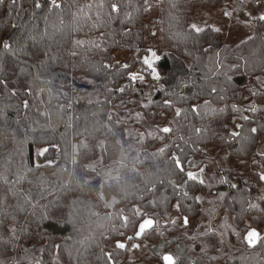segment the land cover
Segmentation results:
<instances>
[{
  "label": "trees",
  "instance_id": "obj_1",
  "mask_svg": "<svg viewBox=\"0 0 264 264\" xmlns=\"http://www.w3.org/2000/svg\"><path fill=\"white\" fill-rule=\"evenodd\" d=\"M221 5L235 19L257 11L252 35L230 45L191 25ZM261 16L264 0H0V264H142L173 224L165 195L181 194L169 182L188 154H229L233 178L264 175ZM146 49L163 52L156 81ZM168 55L187 69L164 85ZM146 217L138 253L128 244ZM178 242L182 257L196 242L209 257L207 233Z\"/></svg>",
  "mask_w": 264,
  "mask_h": 264
},
{
  "label": "flooded vegetation",
  "instance_id": "obj_2",
  "mask_svg": "<svg viewBox=\"0 0 264 264\" xmlns=\"http://www.w3.org/2000/svg\"><path fill=\"white\" fill-rule=\"evenodd\" d=\"M257 151L264 152V146L257 147ZM184 160V164H180L181 182H169L181 194L165 195L164 211L173 218V224L170 227L165 224L161 245L149 250L144 264H163L165 254L174 258V264H264L261 248L264 237V179L261 177L264 175L253 170L252 175L246 174L245 178H233L229 154L222 156L212 150L204 155L188 154ZM207 164L209 173L204 169ZM189 173L194 179H189ZM208 176L210 193L202 192L199 186L203 177ZM239 185L247 186L248 192L232 193ZM253 231L256 237L250 244L248 234ZM195 232L209 234L208 258L202 256L200 242L194 244L193 252L182 257L184 249L178 238ZM190 255L192 257H188Z\"/></svg>",
  "mask_w": 264,
  "mask_h": 264
},
{
  "label": "rangeland",
  "instance_id": "obj_3",
  "mask_svg": "<svg viewBox=\"0 0 264 264\" xmlns=\"http://www.w3.org/2000/svg\"><path fill=\"white\" fill-rule=\"evenodd\" d=\"M225 13H229V9L226 5H221L212 8H207V7L201 8L195 11L194 14L192 15L191 25L192 26L195 25V29H200L204 26H209L213 29L219 30L220 32L223 33L225 43H228L230 45H235L252 35L255 28L254 20L258 16L257 11L249 12L246 15V17L242 19L232 18L229 15H225ZM161 54H163V52H161ZM168 56L171 59L172 69L169 75L159 80V82H161V84L164 85L171 84L176 75L184 73L185 70L187 69V63L185 61L176 59L172 55H168ZM115 59L117 61L119 60L127 61V55H121L119 53H116ZM243 172L247 174V171L244 170ZM146 241L154 245V240H152L150 236L146 238ZM152 247L153 246L151 245L146 247L145 250L146 259L148 257V254L150 253L149 250ZM152 250H154V248ZM139 252L140 251H138V253ZM140 258L143 259V257L141 256Z\"/></svg>",
  "mask_w": 264,
  "mask_h": 264
},
{
  "label": "water",
  "instance_id": "obj_4",
  "mask_svg": "<svg viewBox=\"0 0 264 264\" xmlns=\"http://www.w3.org/2000/svg\"><path fill=\"white\" fill-rule=\"evenodd\" d=\"M161 59H162V54L159 51L155 50V49H146L145 52L141 56V63L144 65V67L146 69V72H149L151 77H152V79L155 80V81L160 78V73H159L158 68H157V63ZM145 60H147L148 63H145ZM149 64L151 65V67H149ZM146 220H150L152 223H151L150 226H145L144 230L141 232L140 231V226ZM154 226H155V222H154V220L152 218L146 217L143 220H141L139 222L137 228H136V232L133 235L134 241L131 243V245L129 247L130 250H136L137 252L140 251V246H139V242L138 241L142 238L144 233L150 231ZM138 233H139V235H138ZM129 238L130 237H128L127 239H129ZM121 243L124 245V247L126 246V244L123 243V242H120V241L116 242L117 245L121 244ZM165 256H171V255L165 254L162 257L163 264H168V262L164 260ZM174 263H175V261H174V258L172 257V264H174Z\"/></svg>",
  "mask_w": 264,
  "mask_h": 264
},
{
  "label": "snow or ice",
  "instance_id": "obj_5",
  "mask_svg": "<svg viewBox=\"0 0 264 264\" xmlns=\"http://www.w3.org/2000/svg\"><path fill=\"white\" fill-rule=\"evenodd\" d=\"M225 15H229V13H225ZM260 19H261V20H264V16H261ZM193 27L195 28V25H193ZM196 30H197V31H201V29H196ZM4 46H5V48L8 47L7 44H5ZM153 55H154V54H153ZM145 63H148V61L145 60ZM149 67H151L150 64H149ZM153 71H154V70H153ZM133 79H135V77H133ZM163 131L167 132V131H169V129L165 128V129H163ZM252 131L255 132L256 130L253 129ZM233 135H235V133H233ZM178 166H179V163H178ZM188 175H189V179H194V177L192 176L191 173H189ZM261 179H264V176H262ZM151 223H152V222H151L150 220H146V221H144V222L141 224V226H140V231L142 232V231L144 230L145 226H150ZM138 235H139V233H138ZM255 237H256V233H255L254 231H253V232H249V234H248V240H249V243H250V244L254 242V238H255ZM117 247L123 248L124 245L121 243V244H118ZM164 260L167 261L168 264H172V257H171V256H165V257H164Z\"/></svg>",
  "mask_w": 264,
  "mask_h": 264
},
{
  "label": "built area",
  "instance_id": "obj_6",
  "mask_svg": "<svg viewBox=\"0 0 264 264\" xmlns=\"http://www.w3.org/2000/svg\"><path fill=\"white\" fill-rule=\"evenodd\" d=\"M59 2H60V0H55V3H56V5H58V4H59Z\"/></svg>",
  "mask_w": 264,
  "mask_h": 264
}]
</instances>
